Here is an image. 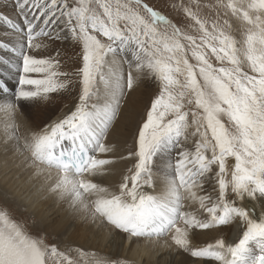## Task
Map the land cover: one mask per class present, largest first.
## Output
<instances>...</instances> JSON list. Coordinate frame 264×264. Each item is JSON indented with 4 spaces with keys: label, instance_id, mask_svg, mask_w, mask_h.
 Returning <instances> with one entry per match:
<instances>
[{
    "label": "snow or ice",
    "instance_id": "obj_1",
    "mask_svg": "<svg viewBox=\"0 0 264 264\" xmlns=\"http://www.w3.org/2000/svg\"><path fill=\"white\" fill-rule=\"evenodd\" d=\"M15 5L23 26L0 14L14 34L0 39V50L19 62L0 55V64L21 75L15 91L0 79V111L11 118L4 128L6 150L23 157L20 164L32 170L30 181L56 173L55 182L45 180L36 194L70 197L73 210L130 238L170 237L201 262L264 264V0L203 6L179 0L170 4L182 13L176 20L147 0H15ZM229 17L241 22L239 29ZM45 40L77 44L80 66L63 71L59 50L44 58L29 54L47 48ZM142 76L154 79L159 90L128 149L135 160L130 175L112 190L87 177L103 176L115 162L108 133L126 92ZM73 77L81 86L74 109L22 135L15 121L21 102L71 91ZM166 155L164 194L143 191L152 187L153 164ZM248 201L260 206L259 213ZM190 205L198 207L187 210ZM232 224L241 229L238 242L218 238L193 246V229ZM73 251L89 255L70 247L59 251L0 204V264H50L52 256L77 264ZM92 255L91 264H133Z\"/></svg>",
    "mask_w": 264,
    "mask_h": 264
},
{
    "label": "bare ground",
    "instance_id": "obj_2",
    "mask_svg": "<svg viewBox=\"0 0 264 264\" xmlns=\"http://www.w3.org/2000/svg\"><path fill=\"white\" fill-rule=\"evenodd\" d=\"M15 0H0V14L7 15L23 26L22 20L17 16ZM14 34L10 28L0 22V39H13ZM47 48L29 50L30 55L38 58L55 56L57 50L60 52V59L64 65L63 71H73L80 66V48L71 40L44 41ZM0 55L11 57L15 62L19 58L13 54L0 50ZM20 72L15 69H8L0 64V79H4L10 90L15 91L19 85ZM32 78H40L39 74H30ZM74 85L71 91H62L50 95L48 100H35L21 102L17 108L15 121L21 125V134H27L28 130H38L48 124L58 121L74 109L78 102V95L81 90L78 77H73ZM76 86V87H77ZM157 82L148 76H142L132 90L127 91L122 102L119 118L109 130L107 142L114 147V152L109 157L114 163L109 166L108 171L101 177H87L93 182L115 190L123 177L130 175L129 169L133 168L135 160L128 158V149L134 147V138L137 129L142 125L146 111L150 107L152 99L158 92ZM11 123V118L4 111H0V193L18 202L22 208L27 209L38 216L40 221H54L59 217V228L55 226L63 240H72L75 247L86 249L89 254L88 261L91 262L93 255L106 257L112 260H130L133 264H209L201 262L198 258L192 257L188 252L175 246L170 237H162L158 241L130 238L127 233L100 224L99 221L92 222L87 213L78 212L69 206L70 197L60 199L55 194H36V188L47 180L51 184L55 182L56 173L51 176L44 174L30 181L31 169H25L20 161L23 159L18 153L6 150L4 143L6 124ZM11 143V141H9ZM23 141L21 140V144ZM102 158L104 157L101 154ZM124 157V158H122ZM169 156L160 157L153 164L152 187L144 186L142 189L152 195L162 196L165 192L164 174ZM17 165H20L19 167ZM170 172L171 169H168ZM9 197V198H10ZM15 202V203H16ZM188 205V202H185ZM17 204V203H16ZM246 206H251L260 211V206L248 201ZM197 205H190L187 210H196ZM45 223V224H46ZM59 229V230H58ZM242 235L238 225L218 226L210 229H193L191 241L193 246H204L214 243L218 238H224L228 242H238ZM61 240V239H60ZM167 241V243H165ZM87 259V258H86Z\"/></svg>",
    "mask_w": 264,
    "mask_h": 264
},
{
    "label": "rangeland",
    "instance_id": "obj_3",
    "mask_svg": "<svg viewBox=\"0 0 264 264\" xmlns=\"http://www.w3.org/2000/svg\"><path fill=\"white\" fill-rule=\"evenodd\" d=\"M147 2L150 4V6H153L157 8L158 10H162L166 15H168L170 18L176 20L180 19L182 16V13L172 9L170 7V4L175 2L179 3V0H147ZM185 3L188 2V0H184ZM200 4L203 5H215L216 0H199ZM15 5V4H14ZM16 10L17 8H13ZM222 12L223 9H220ZM202 12L204 14H211L212 9L209 7H202ZM230 22L233 25V29H239L241 22L229 17ZM11 30V29H10ZM235 34L237 35V38L240 39L241 33L239 31H236ZM75 85L73 89L77 91L78 86ZM145 118V116H144ZM143 118V120H144ZM142 120V122H143ZM5 193H0V204L7 205V207L11 210L14 216L22 219L25 224L30 228L31 231L36 232L40 231L46 238L47 241L50 245H55L57 246L59 251H65L67 248H72V249H78L77 247L74 246L72 240H63L64 237H61L59 232H56V229L54 228L55 226H58L59 228V217L57 219H54V221H49V224L46 223L47 221L43 222L40 221L38 216L35 215L31 209L23 210V207L20 208L21 206L18 205V202L14 201L12 197L7 196ZM10 197V198H9ZM17 204H16V203ZM20 206V207H19ZM37 224L38 227H34L33 225ZM46 223V224H45ZM59 230V229H58ZM61 239V240H60ZM85 253H87L86 249H83ZM71 257L77 261V264H91V262L88 261L89 256H83L81 257L78 252L73 251L71 254ZM87 258V259H86ZM50 264H61L60 258L56 256H52L49 258Z\"/></svg>",
    "mask_w": 264,
    "mask_h": 264
},
{
    "label": "water",
    "instance_id": "obj_4",
    "mask_svg": "<svg viewBox=\"0 0 264 264\" xmlns=\"http://www.w3.org/2000/svg\"><path fill=\"white\" fill-rule=\"evenodd\" d=\"M250 208H253L252 206Z\"/></svg>",
    "mask_w": 264,
    "mask_h": 264
}]
</instances>
